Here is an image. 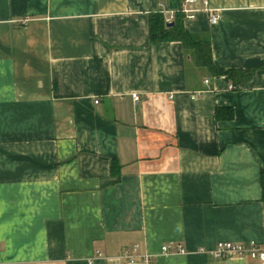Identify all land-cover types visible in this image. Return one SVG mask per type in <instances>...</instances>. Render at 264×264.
Masks as SVG:
<instances>
[{"label": "crops", "instance_id": "1", "mask_svg": "<svg viewBox=\"0 0 264 264\" xmlns=\"http://www.w3.org/2000/svg\"><path fill=\"white\" fill-rule=\"evenodd\" d=\"M206 1L234 79L151 40L182 0H0V264H260L207 251L264 245V0Z\"/></svg>", "mask_w": 264, "mask_h": 264}, {"label": "built area", "instance_id": "2", "mask_svg": "<svg viewBox=\"0 0 264 264\" xmlns=\"http://www.w3.org/2000/svg\"><path fill=\"white\" fill-rule=\"evenodd\" d=\"M181 7L177 10L170 11V20L173 17V13L179 12L185 17V20L193 19L196 15L197 8L193 7L192 5H195L199 3L200 1L204 4L205 8L209 12V22L211 24H214L216 20L220 17V14H218L217 11H213L212 9L208 8V1L206 0H182ZM168 20V21H170ZM207 82V80H205ZM133 99L136 101L139 98V95L137 93L132 94ZM184 251V248L182 245L178 244H172V243H166L162 244L160 248V252L162 253H173V252H182ZM210 253L213 257L216 258H222L224 257H249L257 259L260 264H264V245L260 244L254 240L247 241V242H231V241H218L216 244L209 248L207 251ZM122 259H125L127 261H135L138 258H141L142 260H150V255L148 253H140L139 252V246L137 244H134L131 250H124L122 254L120 255Z\"/></svg>", "mask_w": 264, "mask_h": 264}, {"label": "trees", "instance_id": "3", "mask_svg": "<svg viewBox=\"0 0 264 264\" xmlns=\"http://www.w3.org/2000/svg\"><path fill=\"white\" fill-rule=\"evenodd\" d=\"M171 26L166 25L164 18L159 14H153L149 21V36L151 40H179L190 53L196 66L205 67L213 73H225L234 79L237 71L216 70L210 55V43L206 35L197 36L196 34L185 31L182 27L183 16L179 12L174 15ZM230 116L233 114L229 112ZM261 198L264 201V168L260 169Z\"/></svg>", "mask_w": 264, "mask_h": 264}, {"label": "water", "instance_id": "4", "mask_svg": "<svg viewBox=\"0 0 264 264\" xmlns=\"http://www.w3.org/2000/svg\"><path fill=\"white\" fill-rule=\"evenodd\" d=\"M169 25V24H168Z\"/></svg>", "mask_w": 264, "mask_h": 264}]
</instances>
